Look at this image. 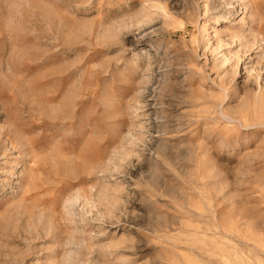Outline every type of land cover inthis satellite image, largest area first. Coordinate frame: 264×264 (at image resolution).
<instances>
[{
	"label": "rangeland",
	"instance_id": "374dc122",
	"mask_svg": "<svg viewBox=\"0 0 264 264\" xmlns=\"http://www.w3.org/2000/svg\"><path fill=\"white\" fill-rule=\"evenodd\" d=\"M0 264H264V0H0Z\"/></svg>",
	"mask_w": 264,
	"mask_h": 264
},
{
	"label": "bare ground",
	"instance_id": "6f19581e",
	"mask_svg": "<svg viewBox=\"0 0 264 264\" xmlns=\"http://www.w3.org/2000/svg\"><path fill=\"white\" fill-rule=\"evenodd\" d=\"M186 1H187V0H186ZM184 5H186V7L189 6V1L186 2V3H184Z\"/></svg>",
	"mask_w": 264,
	"mask_h": 264
}]
</instances>
